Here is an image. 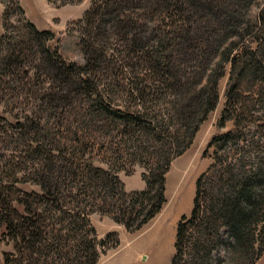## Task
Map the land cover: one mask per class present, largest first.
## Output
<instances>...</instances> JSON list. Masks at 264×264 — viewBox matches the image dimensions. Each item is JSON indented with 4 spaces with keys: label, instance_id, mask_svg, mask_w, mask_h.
<instances>
[{
    "label": "trees",
    "instance_id": "trees-1",
    "mask_svg": "<svg viewBox=\"0 0 264 264\" xmlns=\"http://www.w3.org/2000/svg\"><path fill=\"white\" fill-rule=\"evenodd\" d=\"M82 0H48L55 8ZM5 6L0 34L2 264H97L166 199L171 163L219 104L212 163L176 224L170 264H257L264 254V0H90L58 37ZM7 4V5H6ZM31 101L30 105L26 103ZM142 168V190L120 173Z\"/></svg>",
    "mask_w": 264,
    "mask_h": 264
},
{
    "label": "rangeland",
    "instance_id": "rangeland-1",
    "mask_svg": "<svg viewBox=\"0 0 264 264\" xmlns=\"http://www.w3.org/2000/svg\"><path fill=\"white\" fill-rule=\"evenodd\" d=\"M10 1L7 0V4ZM18 5L23 10V16L21 18L17 16L16 11L9 10L7 19L10 23L17 24L24 19L38 30L52 31L59 39L58 45L62 52L69 55V58L81 62V58L77 56L73 48L74 38L65 34V31L69 23L76 22L83 17L90 6V0H82L77 5H66L60 8L53 7L48 0H18ZM4 12L5 6L0 2V34ZM228 71L227 68L225 76L219 81L217 108L201 124L190 148L170 165L166 175L167 201L161 211L134 233L126 232L123 227L114 225L115 223L108 218L97 214L90 216L98 239L111 229H114L112 231H115L119 237V246L102 255L97 264H170L174 251L176 224L181 216L190 214L195 181L213 161V149H208L207 145L213 137L231 131L234 127L232 122H228L224 128L217 127L223 108V92L228 79ZM30 103L31 101H28L26 104L30 105ZM141 173L142 168L137 166L131 176H126L122 172L119 178L123 184L127 183L133 188H140L144 184L140 178ZM11 250L10 244L0 246V264H2V254ZM257 264H264V254Z\"/></svg>",
    "mask_w": 264,
    "mask_h": 264
},
{
    "label": "crops",
    "instance_id": "crops-1",
    "mask_svg": "<svg viewBox=\"0 0 264 264\" xmlns=\"http://www.w3.org/2000/svg\"><path fill=\"white\" fill-rule=\"evenodd\" d=\"M124 185H125V190H126L127 192L134 191V190H142V189L144 188V186H143L144 184H142L140 188H133L131 184H127V183H125ZM110 221H111V220H110ZM111 222H112V221H111ZM114 225H116V224H114ZM112 230H114V229H111V231H112ZM102 235H103V234H102ZM102 235H100V236H102Z\"/></svg>",
    "mask_w": 264,
    "mask_h": 264
}]
</instances>
